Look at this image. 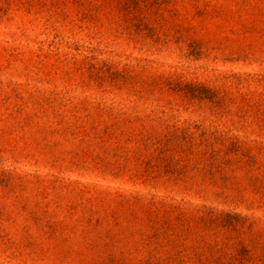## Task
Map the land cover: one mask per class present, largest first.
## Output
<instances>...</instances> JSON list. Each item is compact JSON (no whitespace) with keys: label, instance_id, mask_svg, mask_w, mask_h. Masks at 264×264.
I'll list each match as a JSON object with an SVG mask.
<instances>
[{"label":"rangeland","instance_id":"rangeland-1","mask_svg":"<svg viewBox=\"0 0 264 264\" xmlns=\"http://www.w3.org/2000/svg\"><path fill=\"white\" fill-rule=\"evenodd\" d=\"M0 264H264V0H0Z\"/></svg>","mask_w":264,"mask_h":264}]
</instances>
